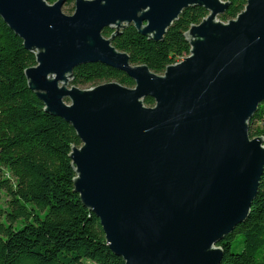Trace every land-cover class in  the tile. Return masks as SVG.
Here are the masks:
<instances>
[{
    "label": "water",
    "instance_id": "95a60500",
    "mask_svg": "<svg viewBox=\"0 0 264 264\" xmlns=\"http://www.w3.org/2000/svg\"><path fill=\"white\" fill-rule=\"evenodd\" d=\"M64 5L0 0V17L35 54L29 88L82 143L70 154L75 192L109 249L125 264H222L217 245L248 218L264 173V138L249 134L264 103V0L228 23L217 20L223 0H76L72 15ZM190 7L209 14L185 33L190 55L163 75L112 45L128 26L161 42ZM89 63L135 87L71 86Z\"/></svg>",
    "mask_w": 264,
    "mask_h": 264
},
{
    "label": "trees",
    "instance_id": "16d2710c",
    "mask_svg": "<svg viewBox=\"0 0 264 264\" xmlns=\"http://www.w3.org/2000/svg\"><path fill=\"white\" fill-rule=\"evenodd\" d=\"M64 1V11L74 12L76 0ZM223 1L229 3L219 17L223 23L236 19L248 3ZM208 14L200 7L185 9L161 42L128 26L112 45L127 53L132 65L163 75L190 55L185 33ZM114 33L107 28L103 36ZM36 64L35 54L0 17V264H125L109 249L99 219L75 192L70 154L82 143L72 125L48 114L29 88L25 70ZM107 82L135 87L126 73L102 63L75 68L70 85L90 89ZM144 104L155 102L147 98ZM249 134L264 138V103L249 122ZM217 247L224 252L222 264H264V173L248 218Z\"/></svg>",
    "mask_w": 264,
    "mask_h": 264
},
{
    "label": "rangeland",
    "instance_id": "374dc122",
    "mask_svg": "<svg viewBox=\"0 0 264 264\" xmlns=\"http://www.w3.org/2000/svg\"><path fill=\"white\" fill-rule=\"evenodd\" d=\"M63 12H64L66 15H72V14L74 13V12H71V13H70V12H66V11H64V9H63ZM217 20L220 21L219 18H218ZM42 216H43V215H42Z\"/></svg>",
    "mask_w": 264,
    "mask_h": 264
}]
</instances>
